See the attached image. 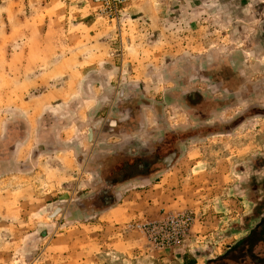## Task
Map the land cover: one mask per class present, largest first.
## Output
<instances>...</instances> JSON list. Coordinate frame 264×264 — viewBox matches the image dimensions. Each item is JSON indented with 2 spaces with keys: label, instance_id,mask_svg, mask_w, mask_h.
I'll return each mask as SVG.
<instances>
[{
  "label": "rangeland",
  "instance_id": "rangeland-1",
  "mask_svg": "<svg viewBox=\"0 0 264 264\" xmlns=\"http://www.w3.org/2000/svg\"><path fill=\"white\" fill-rule=\"evenodd\" d=\"M160 1L130 0L111 19L93 0H0V264H189L198 250L226 252L223 237L243 249L216 261L264 264V229L249 242L256 221L240 230L259 196L239 191L264 156V18ZM179 139L150 184L112 174L125 152ZM110 184L120 190L109 207L136 213L118 226L127 253L103 240L106 208L95 205ZM184 211L199 222L188 242L153 248L139 225Z\"/></svg>",
  "mask_w": 264,
  "mask_h": 264
},
{
  "label": "flooded vegetation",
  "instance_id": "flooded-vegetation-1",
  "mask_svg": "<svg viewBox=\"0 0 264 264\" xmlns=\"http://www.w3.org/2000/svg\"><path fill=\"white\" fill-rule=\"evenodd\" d=\"M259 84L263 85L264 82H261ZM256 88H258V86H255V88L253 89L255 93L258 91ZM242 91L243 89H241L239 95H242ZM224 93L228 94V92H224ZM232 95L234 97L235 92H233ZM175 139H177V136ZM178 141L180 142H175V146L173 149H171L173 147V144H171L167 148L166 147L161 148L158 153H152L151 155H148V156H142L140 153L133 155L128 152H125L126 156L124 160L122 161L121 164H119L115 168V170H113L112 174H121L119 177V180H120L119 182H122L123 184H126L127 180H130L128 178H131L133 180H138L140 178H143L147 184H150L151 179H153V177L156 176L157 174H160L159 171L161 168L171 167L173 162H175L177 158L180 156L179 154H181V151L183 148L182 139H179ZM134 142L135 143L133 145L136 147L141 146L142 143H144V147L148 148L149 152H151L150 150H151L152 144L150 142H147L146 140H144L142 143L139 140H135ZM168 150L170 151L168 153V156L161 158L162 154L166 153V151ZM117 158L118 157L116 156L115 161ZM259 165H260L259 168L255 167L254 165L252 170L251 171L249 170L250 172H252V173H249L251 175L240 181L239 191L243 195L245 196L249 195V197L259 196V199L258 197H256L258 199V202H254V204L252 205L251 214L243 219L244 226L240 229V230H246V228L249 227L250 222L256 221L254 229L251 231V234H248L245 238H243V241H246V242H249V240L254 236V234H257L259 231L264 229V174H263L264 156L260 159ZM132 182H135V181H132ZM119 187L120 185L116 186L114 184L113 185L110 184L109 188L107 187L105 191H102L100 194V197L103 199L104 202L102 204L95 205L96 209L97 208H102V209L108 208L109 205H111V203L115 201V197H113L114 196L113 193L116 189L120 190ZM261 194L263 195L262 197H261ZM243 241L241 243H244ZM240 246H241L240 250H242L243 245L240 244L239 246H236L233 249H231L226 255V258L231 256V254H233L234 252H236V249L238 247L240 248ZM234 260L235 261H231V262H234V264H238L239 262V264H241V261H238L237 259H234ZM216 262L217 261H212L209 264H216ZM255 263L256 264L259 263V258H257L256 256H255ZM255 263L248 261V264H255Z\"/></svg>",
  "mask_w": 264,
  "mask_h": 264
},
{
  "label": "crops",
  "instance_id": "crops-1",
  "mask_svg": "<svg viewBox=\"0 0 264 264\" xmlns=\"http://www.w3.org/2000/svg\"><path fill=\"white\" fill-rule=\"evenodd\" d=\"M203 1H205V2L210 1V2H213L216 4H220L222 15L225 18H234L235 15L233 13H236L239 23H243V22L247 21V22H245V24H247L248 22H252V20L256 21V20H258L257 17H259V16H260L259 20L264 18V12L257 11V9L259 10V3L255 2L253 0H203ZM231 9H234L237 12L236 11L232 12ZM262 23H264V20H262ZM258 31L260 32V37H262V40L264 42V32L261 31V29H259ZM116 103L119 105L123 104V102H121V100L116 101ZM127 120H129V118H127ZM120 121H121V119H120ZM119 124H121V123H119ZM127 128H126V131H124L122 134L124 137L126 136V138H127V135L129 134V131ZM181 178L183 179V177H181ZM223 178L227 179L225 176H223ZM217 179H218V176H214V178H213L214 184L216 183ZM218 185H219V182H218ZM227 185H229V182L225 181L222 184V187L223 186L225 187ZM125 186H126V184H125ZM218 187L221 188V186H218ZM112 190H113V188H112ZM121 200H123V199H121ZM100 210H103V209H100ZM129 210L131 211V213ZM232 210H233V208L228 209V208L223 206L222 212L220 211V213L228 215L229 213H231ZM105 211L106 212L103 215V219H101L103 223L101 222L102 224L100 226L102 227L101 228L102 230L103 229L110 230V232H109L110 235L107 239H105V237L103 235L104 244L111 246V247H113V245H115V243H117V246L120 244V247H122L121 248L122 251L123 252L125 251V253H127V250L130 248V246H129L128 242L121 240L122 235L119 234V232H118L121 230V228H118V226L123 227L126 223H130L132 221V216L136 213L133 212L132 209H128V208L123 209L122 203H117L116 205H112L111 207L106 208ZM155 215H156V217H158L159 213L158 214L156 213ZM105 218H106V222H104ZM154 219L155 218H153V220ZM196 225H195V227H196ZM222 239H223L222 243L223 242L227 243L226 244L227 247L225 248L226 252H223V254H220L219 256H218L217 252H215L216 253L215 254L216 256H215L212 254L213 249L210 250V253L206 252V255L204 252H201L198 250L197 252H195L196 256L194 257V259L189 264H209L212 261H216V259H218L217 257H219V258L225 257L228 254V252L236 246L238 241L240 243V240H238L236 242L234 237H230V238L223 237ZM228 240L230 242H228ZM109 241H111V242H109ZM180 251L177 253H178V256H180L179 257L180 261L182 260V262H183V260H185V258L181 257Z\"/></svg>",
  "mask_w": 264,
  "mask_h": 264
},
{
  "label": "built area",
  "instance_id": "built-area-1",
  "mask_svg": "<svg viewBox=\"0 0 264 264\" xmlns=\"http://www.w3.org/2000/svg\"><path fill=\"white\" fill-rule=\"evenodd\" d=\"M130 0H93L101 13L119 19ZM198 216L192 211L164 213L159 219L139 225L149 244L160 251L181 248L193 234Z\"/></svg>",
  "mask_w": 264,
  "mask_h": 264
},
{
  "label": "water",
  "instance_id": "water-1",
  "mask_svg": "<svg viewBox=\"0 0 264 264\" xmlns=\"http://www.w3.org/2000/svg\"><path fill=\"white\" fill-rule=\"evenodd\" d=\"M157 7H160L161 1L160 0H154Z\"/></svg>",
  "mask_w": 264,
  "mask_h": 264
},
{
  "label": "trees",
  "instance_id": "trees-1",
  "mask_svg": "<svg viewBox=\"0 0 264 264\" xmlns=\"http://www.w3.org/2000/svg\"><path fill=\"white\" fill-rule=\"evenodd\" d=\"M218 262V261H217ZM223 263V261L222 260H220L219 262H218V264H222Z\"/></svg>",
  "mask_w": 264,
  "mask_h": 264
}]
</instances>
